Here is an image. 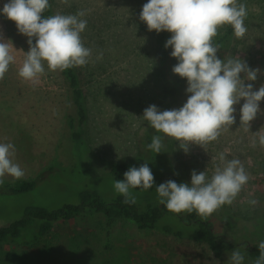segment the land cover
<instances>
[{"label":"rangeland","instance_id":"374dc122","mask_svg":"<svg viewBox=\"0 0 264 264\" xmlns=\"http://www.w3.org/2000/svg\"><path fill=\"white\" fill-rule=\"evenodd\" d=\"M53 1L56 14L90 10L83 17L87 26L81 36L84 45L92 49V57L87 65L77 66L85 86L88 115L85 146L76 147L64 138L71 101L60 70L51 71L45 63V73L36 84L19 77L18 70L29 50L28 37L18 32L14 21L0 14V36L12 42L16 58L0 80V143L14 144L13 159L25 172L22 178L40 180L28 193L8 197L1 193L0 216L14 217L29 204L53 208L66 201L76 202L82 188L96 190L106 199L114 198L120 194L114 190L117 179L111 173V166L123 161L137 168L148 163L154 176L153 187L131 189V193L141 205L156 203L159 202L156 188L161 183L173 180L190 184L193 170L197 173L206 170L210 177L218 155L226 153L228 159L241 160L250 179L231 205H223L210 215L215 229L231 241L241 242L242 251L246 244L264 241V147L258 140L256 147L251 143L257 139L253 133L261 128L264 131V100L248 132L240 124L244 103L241 99L234 105L236 120L228 131L204 148L190 145L185 153L180 149L182 142L157 133L142 117L147 107L158 103L155 68L159 47L155 39L142 36V29L136 27L135 6L129 5V0ZM7 2L0 0V13ZM238 2L246 5L247 33L237 38L232 30L218 45L217 56L239 57L249 68L259 69L255 81H245L256 91L264 85V0ZM229 28L232 27L220 28L216 37ZM168 33L170 39L172 34ZM177 63L171 56V83L177 76L172 71ZM244 75L241 73V79ZM187 86L186 82L161 111L182 107L190 95ZM154 135L163 139V152L159 154L147 149ZM16 180L12 176L4 177L5 183ZM249 199L259 202L251 206ZM169 223L167 217L162 222ZM46 242L55 247L51 254L53 264H230L217 258L205 242L194 238L140 228L126 218H118L108 227L104 212H88L60 221L35 246L4 244L1 250L14 256L36 252L42 258L39 264H51L48 255L42 257ZM254 261L245 255L244 264Z\"/></svg>","mask_w":264,"mask_h":264},{"label":"clouds","instance_id":"9594fccd","mask_svg":"<svg viewBox=\"0 0 264 264\" xmlns=\"http://www.w3.org/2000/svg\"><path fill=\"white\" fill-rule=\"evenodd\" d=\"M49 7V0H8L0 13L14 21L18 32L28 37L29 50L25 52L18 75L33 84L45 73V63L51 71H63L85 66L92 57V49L84 45L81 36L87 26L83 17L90 10L44 17ZM247 15L246 5L238 0H148L142 6L140 20L146 23L149 31L172 34L164 46L172 48L171 56L178 61L172 71L187 80L186 92L190 94L179 109L161 111L150 105L142 117L157 133L182 142L180 149L185 153L190 145L203 147L228 131L236 120L234 105L241 99L244 103L240 109V124L245 132L261 112L259 105L264 100V85L254 91L251 83H245L255 81L260 70L249 68L239 57L218 58L220 49L213 42L225 25L232 27L237 38H243L247 33ZM9 41L0 36V80L16 60L15 48ZM241 73L245 74L243 79ZM261 129L253 133L257 139L251 142L252 147H256L257 140L264 147ZM163 148L161 135H154L147 145V149L156 154L163 152ZM14 155V144L0 143V184L4 183L6 175L15 179L25 175L14 162ZM249 179L240 159H228L226 153H220L210 177L206 170L199 173L193 170L190 184L168 180L161 183L156 192L159 203L167 210L177 214L195 211L206 219L221 206L231 205ZM153 184L152 170L145 162L139 168L130 167L124 179H117L113 186L125 198L124 203L135 204L131 189L148 190ZM258 202L257 199L248 200L251 206ZM258 248L259 256L254 264H264V241ZM244 260L245 255L239 249H234L229 256L230 264H244Z\"/></svg>","mask_w":264,"mask_h":264},{"label":"trees","instance_id":"16d2710c","mask_svg":"<svg viewBox=\"0 0 264 264\" xmlns=\"http://www.w3.org/2000/svg\"><path fill=\"white\" fill-rule=\"evenodd\" d=\"M135 2V3H134ZM129 0V5L135 6L138 16L135 20L136 27L142 29V36L147 35L155 39L159 47L158 62L155 68V77L159 83L157 92L159 110L166 108L169 100L175 97L180 88L187 82L185 78L177 75L173 82H170L169 65L171 63V49L165 48V43L169 39V33L162 31L157 33L155 30L149 31L146 23L140 20L142 6L148 0L142 2ZM50 7L43 13L44 17L56 14V4L49 0ZM232 28L226 33L214 38V44L219 45L231 34ZM61 74L69 88L71 110L67 113L65 122L64 138L68 143H73L76 147L85 146L86 123L88 119L86 106L84 104L85 86L80 70L72 67L61 71ZM131 163L127 161L117 162L111 166V173L115 179H124V173L130 168ZM87 169H85V173ZM44 178V177H43ZM40 180L18 179L13 183L0 184V194L8 196L20 195L34 190ZM124 197L117 195L114 198L106 199L98 191L82 188L78 193L76 202L66 201L56 207H48L42 204H29L14 217L5 218L0 216V264H39L42 260L40 255L26 252L22 255H15L3 252L2 245L17 244L32 247L37 245L49 235L56 224L60 221L70 220L80 217L88 212H104L107 218V226L112 227L118 218H126L133 221L140 228L160 229L161 231L178 237H189L205 242L214 255L229 262V256L234 249L244 252L246 257L256 260L259 256L257 243L246 244L242 251L241 242H233L225 234H218L211 216L206 219L199 216L195 211L192 213L181 212L179 214L171 212L159 202H148L144 205L136 202L135 204L124 203ZM168 218L170 225L162 224ZM43 256L50 257L51 264L55 262L51 254L55 251L54 245L46 242L43 245ZM5 257V258H4ZM8 258V259H7ZM7 259L8 261H6Z\"/></svg>","mask_w":264,"mask_h":264}]
</instances>
